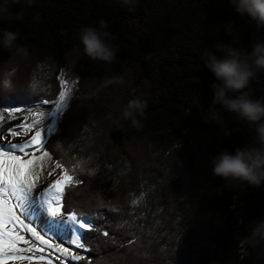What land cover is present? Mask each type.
<instances>
[{
    "label": "trees",
    "instance_id": "trees-1",
    "mask_svg": "<svg viewBox=\"0 0 264 264\" xmlns=\"http://www.w3.org/2000/svg\"><path fill=\"white\" fill-rule=\"evenodd\" d=\"M101 19L119 45L111 65L79 39ZM3 30L17 40L0 46V110L55 103L63 80L75 84L45 145L83 181L63 211L92 224L86 256L68 264H264V238L252 234L264 185L225 186L211 171L220 151L260 147L255 126L227 112L222 125L203 119L213 108L206 54L250 50L264 27L231 0H135L131 11L120 0H0ZM251 88L264 98V72ZM133 98L146 104L138 126L122 117Z\"/></svg>",
    "mask_w": 264,
    "mask_h": 264
},
{
    "label": "clouds",
    "instance_id": "clouds-1",
    "mask_svg": "<svg viewBox=\"0 0 264 264\" xmlns=\"http://www.w3.org/2000/svg\"><path fill=\"white\" fill-rule=\"evenodd\" d=\"M121 6L130 11L135 0H120ZM236 13L247 16L256 25L264 27V0H231ZM106 20H99L97 27H84L79 35L83 46V54L92 61L111 65L115 62L119 45L109 41L117 39L107 29ZM226 32L238 39V34L226 26ZM17 34L8 30L0 32V46L12 48ZM224 51L223 58L208 53L205 66L214 74V82L210 85L213 108L203 119L223 124L222 112L234 115L250 125L255 126V133L260 147L246 146L236 148L233 153L220 151L211 160L212 174L225 182V186L233 188L247 185L259 188L264 185V98L253 99L251 84L258 80V73L264 72V42H256L250 50L242 47L219 45ZM118 77V74L110 77ZM219 106L220 110H215ZM146 104L139 98L130 99L122 113L123 119L129 120L134 126L139 125L138 116L144 115ZM180 145L177 143L176 148ZM195 212V209H194ZM193 212V214H194ZM254 236L264 238V221L252 228Z\"/></svg>",
    "mask_w": 264,
    "mask_h": 264
},
{
    "label": "snow or ice",
    "instance_id": "snow-or-ice-1",
    "mask_svg": "<svg viewBox=\"0 0 264 264\" xmlns=\"http://www.w3.org/2000/svg\"><path fill=\"white\" fill-rule=\"evenodd\" d=\"M61 84L65 90L59 93V100L53 106L55 111L47 110V113L29 111V115H34L35 119L28 122L27 117H24V122L16 126L21 131H16L13 128L9 129L6 134L0 132V264H8L9 260L28 259L23 255H16L22 251L18 247L19 244H29V239H26L21 232L30 233L34 241H39L41 245H47L49 249L55 248V251L63 256H70L74 261L82 259L80 255L70 253L66 247H60L58 244L53 245L49 239L45 238V235L32 226L33 217L39 219L43 214H46L50 219L43 226L45 234L51 232L55 235L57 231L71 232L74 234L72 242L77 248H84V245L80 243L83 235L81 230L91 231L92 229V224L88 219L78 217L75 212L66 213L63 211L66 190L77 183H83V181L76 180L60 163H55L53 170L47 173L49 177L55 176V179L46 187H41L39 191H36L41 172L44 170L45 158L51 160L45 145L53 128L41 125L46 115L50 117L62 115L67 106L68 90L63 81ZM49 103L44 100L37 107ZM23 112V107H15L8 110L7 114L13 116ZM0 120H3V116H0ZM22 133L25 136L31 133L30 138L23 143L13 142L12 139H9V137H19ZM38 153L39 155H37ZM55 169H60V173L56 174ZM25 220L28 223H25ZM35 250L37 252L45 251L43 247H36ZM27 251L32 252L33 248L29 247ZM38 259L44 261L45 257L41 255ZM48 264H51V260L48 261Z\"/></svg>",
    "mask_w": 264,
    "mask_h": 264
},
{
    "label": "rangeland",
    "instance_id": "rangeland-1",
    "mask_svg": "<svg viewBox=\"0 0 264 264\" xmlns=\"http://www.w3.org/2000/svg\"><path fill=\"white\" fill-rule=\"evenodd\" d=\"M63 82L66 85V88L68 90V98H67V104H68V100L70 98L72 91L75 88V84L71 80H66V79L63 80ZM64 90H65V87L62 86V91H64ZM56 102L55 103H49L46 105H42L40 107L24 108L23 113H16L13 116H8V114H7V111L10 109L3 110V111L0 110V116H3V120H0V132H3L6 134L9 129H13V128L16 131H21V129L16 127V126L21 124L22 122H24V117H27L28 122H32L35 119L34 115H29V111H31L32 113H35V112H46L47 113V110L55 111V108L53 106L56 104ZM58 117H59V115L57 117H50V116L46 115V118L44 119L43 124L41 126L42 127L43 126H51L53 128V131H52V133H53L54 129L56 127L57 121H58ZM53 120H55V123H53ZM30 136H31V133H29L28 136H25L22 133L19 137H16V138H10L9 137V139H12L13 142L23 143L26 139H29ZM29 151H31V149H29ZM37 155H39V153ZM55 163L56 162L52 159V157H51V160H48V158H45L44 170H43V172H41L40 179L38 181V188L36 189V191H39V189L41 187H46L53 179H55V176L49 177L47 175V173L49 171L53 170ZM60 171H61L60 169H55L56 174H59ZM34 219H35V217H33V221H34ZM49 219L50 218L48 217V220ZM48 220L42 219L41 224H38V222L34 221L35 225H37L39 227V229L44 233L46 239H49L50 242L53 243V245L58 244V245H60V247L68 248L69 252L72 253L73 255H80L82 258L86 256V254H87L85 251L86 247L84 246V248H77L75 246V243L72 242L74 240V234H72L71 232L61 231L58 235H56V234L53 235L51 232H48L45 234V231L43 230V226L47 224ZM81 232L83 234L84 230L82 229ZM21 234L24 235L26 239H29V244H27V245L22 244V243L19 244L18 247L20 249H22V251L20 253H17L16 255L24 254V255H26V257H28V259L9 260L8 264H44L42 261H37V260L33 259L34 257L38 258L41 255H43L44 257L50 258L52 260H55L59 264H68V263H77L78 262V261L72 260L70 256H67V257L63 256L61 253L55 251V248L49 249V248H47V245L39 246L36 243H32L31 241H34V238H31L30 233L25 234V233L21 232ZM34 242H37V241H34ZM80 243L83 244L82 241H80ZM29 247L33 248L32 252L27 251V249ZM36 247H43L45 249V251L44 252H37L35 250Z\"/></svg>",
    "mask_w": 264,
    "mask_h": 264
},
{
    "label": "bare ground",
    "instance_id": "bare-ground-1",
    "mask_svg": "<svg viewBox=\"0 0 264 264\" xmlns=\"http://www.w3.org/2000/svg\"><path fill=\"white\" fill-rule=\"evenodd\" d=\"M21 218L23 219V217H21ZM42 219H46V220H48V217H47L45 214H43L39 219H36V218H35L34 221L38 222V224H41V223H42ZM34 221L32 222V226H33V227H36L37 230H38L39 232H41V234H42V231L39 229V227H38L37 225H35ZM25 223H28V221L25 220ZM60 232H61V231H57L55 234L58 235ZM23 233L26 234V232H23ZM45 238H46V237H45ZM80 241H82V238H81ZM31 242H32V243H36V244H38L39 246H42L38 241H37V242L31 241ZM21 255H23V256L26 257V255H24V254H21ZM33 259H35V260H37V261H40L38 258H33ZM49 260H51V263H52V264H59V263L56 262L55 260H52V259L47 258V257H45V260L42 261V262H43L44 264H48V261H49Z\"/></svg>",
    "mask_w": 264,
    "mask_h": 264
},
{
    "label": "water",
    "instance_id": "water-1",
    "mask_svg": "<svg viewBox=\"0 0 264 264\" xmlns=\"http://www.w3.org/2000/svg\"><path fill=\"white\" fill-rule=\"evenodd\" d=\"M49 137H50V136L47 137V141H48ZM82 242H83V236H82Z\"/></svg>",
    "mask_w": 264,
    "mask_h": 264
},
{
    "label": "flooded vegetation",
    "instance_id": "flooded-vegetation-1",
    "mask_svg": "<svg viewBox=\"0 0 264 264\" xmlns=\"http://www.w3.org/2000/svg\"><path fill=\"white\" fill-rule=\"evenodd\" d=\"M42 235H44V233L42 232Z\"/></svg>",
    "mask_w": 264,
    "mask_h": 264
}]
</instances>
